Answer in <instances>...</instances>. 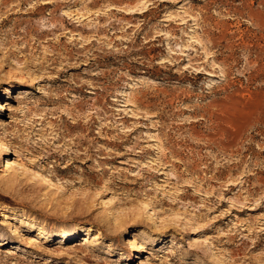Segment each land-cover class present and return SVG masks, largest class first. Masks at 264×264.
I'll return each mask as SVG.
<instances>
[{
  "label": "rangeland",
  "instance_id": "1",
  "mask_svg": "<svg viewBox=\"0 0 264 264\" xmlns=\"http://www.w3.org/2000/svg\"><path fill=\"white\" fill-rule=\"evenodd\" d=\"M0 95V264H264V0H0Z\"/></svg>",
  "mask_w": 264,
  "mask_h": 264
},
{
  "label": "bare ground",
  "instance_id": "2",
  "mask_svg": "<svg viewBox=\"0 0 264 264\" xmlns=\"http://www.w3.org/2000/svg\"><path fill=\"white\" fill-rule=\"evenodd\" d=\"M12 77H15V74H9L7 76L8 79H12ZM13 87H14V89H16L19 86L14 84ZM1 95L2 96H8V99L14 98V92H13V90H10V89H7L6 91H3ZM1 95H0V97H1ZM8 99L5 98L4 100H0V109H2V110H10V111L12 110L11 103L8 102L9 101ZM102 128L99 131V134H101ZM71 143H73V142H71ZM92 143H94L93 140L88 141L87 139L83 138L82 141L79 142V144L80 145H85L86 144L87 146L85 145V148H81L80 147V149H78V143L75 142V144L73 143L71 145V147L66 149L62 155L68 157L69 159H74V160L82 158V157H92L93 152H98L100 150L102 151V148L101 149H99V148L95 149L96 144H92ZM75 147L78 150L74 149ZM9 151H12V146L9 145L8 143H5L3 141V139L0 137V155L1 156L8 155ZM16 152H19V151H16ZM4 161H6V162H4V170H2V171H10L11 169H14L16 167V165H19L18 161L14 160V159L6 158V159H4ZM16 176H18V175H16ZM16 176L7 174V175H4L2 178H0V190L3 191V192H9V189H10L9 186L17 180ZM1 215H3L4 217H7L6 214H4V213H1ZM261 231H260V233L264 234V228ZM73 235H74L73 233H69L70 237L73 236ZM98 238H99L98 236H95V239H98ZM87 239L88 238H85L86 241H88ZM5 244H7V242H5L3 239H0V246H3Z\"/></svg>",
  "mask_w": 264,
  "mask_h": 264
}]
</instances>
